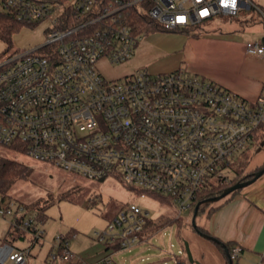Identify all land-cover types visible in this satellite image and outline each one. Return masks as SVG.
<instances>
[{
  "label": "built area",
  "instance_id": "obj_1",
  "mask_svg": "<svg viewBox=\"0 0 264 264\" xmlns=\"http://www.w3.org/2000/svg\"><path fill=\"white\" fill-rule=\"evenodd\" d=\"M243 2L0 0V11L18 21L48 25L42 47L0 62V143L91 181L120 179L141 198L170 199L178 217L193 211L208 188L230 183L224 170L255 143L264 125V94L250 102L181 70L153 75L138 69L110 81L98 64L124 63L133 56L145 33L134 29L131 10L178 31L218 15L238 16L250 7ZM245 51L264 60V37L246 42ZM27 214L24 205L0 199V217L14 219V239L0 247V264H28L33 250L45 245V231ZM149 216L139 204L129 203L95 236L105 247L132 249L147 242L149 236H141ZM28 233L27 247L13 244ZM72 237L53 236L39 264H113L111 256L118 251L110 249L88 263L71 250ZM241 252V246L232 247L233 263Z\"/></svg>",
  "mask_w": 264,
  "mask_h": 264
},
{
  "label": "rangeland",
  "instance_id": "obj_2",
  "mask_svg": "<svg viewBox=\"0 0 264 264\" xmlns=\"http://www.w3.org/2000/svg\"><path fill=\"white\" fill-rule=\"evenodd\" d=\"M245 2L250 7L244 6L238 16L218 15L188 33L162 31L145 34L128 61L119 64L100 61L99 71L110 81L124 79L138 69H146L153 75L181 70L187 75L200 76L190 68L205 69L212 66L213 60L218 57L217 42L241 43L243 39L258 37L261 30L264 32V0ZM47 32L48 25L44 22L25 24L13 35L11 44L0 39V62L12 55H21L42 47L47 40ZM37 52L41 53V50ZM261 144V140L255 141L248 150L251 153L250 163ZM240 156L234 159L235 165L240 164ZM0 157L24 163L33 170L28 180L18 182L8 191L6 199L27 205L38 202V205L45 207L44 210L30 209L26 216L27 219L34 220L36 226L46 233L45 245L33 250L28 264H39L45 259L49 249L47 242L56 234L69 232L74 233L71 246L75 253L84 257L88 263L95 262L106 248L98 241L95 232L105 229L129 203L139 204L149 212L150 219L156 220L164 216L166 220H181L183 226L180 227L177 223L166 226L162 231L160 229L150 235L147 242L116 252L111 256L113 264H175L177 261L190 264L187 255L180 254V251L185 250L187 231L192 230V210H186L178 217V207L175 204L164 202L163 197L141 198L120 179L91 181L80 175L65 172L53 164L35 161L23 151L11 149L1 143ZM249 165L242 172L243 176L251 173L247 172ZM224 175L230 181L234 179V168L225 169ZM41 213L44 215L43 220L39 218ZM201 215L196 220L198 225ZM13 222L14 219L0 217V247L11 243L8 233L12 230ZM31 238L32 235L28 233L13 244L24 248L30 244ZM238 262L239 260L235 264Z\"/></svg>",
  "mask_w": 264,
  "mask_h": 264
},
{
  "label": "crops",
  "instance_id": "obj_3",
  "mask_svg": "<svg viewBox=\"0 0 264 264\" xmlns=\"http://www.w3.org/2000/svg\"><path fill=\"white\" fill-rule=\"evenodd\" d=\"M262 37L263 30L258 37L243 39L241 43L219 41L218 57L212 66L189 68L198 77L214 81L250 102L257 101L264 94V60L248 55L245 44ZM258 136L262 144L257 147L247 172L264 166V125ZM211 208L213 211L209 213ZM201 214L198 222L201 228L222 242L242 247L238 264H258L264 259V176L237 194L212 204ZM186 239L200 264H228L225 255L209 239L193 230L187 231ZM71 250L75 253L72 246ZM106 255L105 248L98 260Z\"/></svg>",
  "mask_w": 264,
  "mask_h": 264
},
{
  "label": "trees",
  "instance_id": "obj_4",
  "mask_svg": "<svg viewBox=\"0 0 264 264\" xmlns=\"http://www.w3.org/2000/svg\"><path fill=\"white\" fill-rule=\"evenodd\" d=\"M129 17H130V22L134 26V29L139 33L152 34V33H157V32H162V31H168L165 28H163L162 26H160L159 24H156L152 20H150L146 17H143V15H140L138 10H131L129 12ZM25 24L26 23L18 21L16 19V17L14 15H12L11 13L0 11V39L4 40L8 44H11V39H12L13 35L21 29L22 25H25ZM189 31L190 30H178V32H183V33H188ZM260 139L261 138L257 134L255 136V141H259ZM10 148L14 149V150H19V151L21 150L22 151V149L19 147H10ZM250 155H251V153L249 151L244 152L240 156V164H237V165H235L234 163L232 164L231 167H233L235 170V177H234V179H232L230 181V183L224 184V185H212L202 195L199 196L198 201H202L205 199H209V198L219 196L223 193V191L225 189L233 186L237 182L246 181V180L251 179L254 176V173L261 170L264 166L257 168L256 170L252 171L251 173L243 176L242 172L244 170H246V168L248 167V165L250 163ZM239 167H240V169H238ZM32 173H33V170L28 165H26L24 163H20L18 161H15L13 159L0 157V196H2V199H6V197L8 196V191L11 190L15 184H17L20 181L28 180L30 178V176L32 175ZM126 187L131 189L132 191H135L137 194H141V192H139L137 190H134L128 186H126ZM240 191H237L234 194H237ZM148 197L161 198V196H158L155 194H148ZM162 200H165L164 202H167V203L168 202L172 203V201H170V199H167L164 197L162 198ZM47 202H49V201H47ZM17 203L24 205L28 210L36 209V208L43 209V210L45 209V207L38 205V202L28 204V205L20 203V202H17ZM212 204L213 203L203 205L200 208V212H199L198 216L201 213L207 211L208 207L211 206ZM194 211H195V207L193 209V212ZM212 211H213V209L211 208L209 213H211ZM39 218L41 220H43L44 215L42 213L39 214ZM164 219L166 220V217H164V216H162L156 220L149 219L147 224L145 225L143 236H141V237L153 235L158 230L165 228L166 226L172 225L174 223H177L180 227L183 226V222L181 220H175V219L169 220V219H167L166 221H164ZM191 228L194 232L198 233L197 230L199 229L202 233H204L208 236H212L207 230L201 228L199 225L196 228L191 225ZM71 234H73V232L67 233V236H69V238H70ZM13 235H14L13 231L10 230L8 233L9 238L14 239ZM210 241L213 242V244H215L217 246V248L227 258L226 252H225L224 248L222 247V244H225L227 246L229 252H231L233 245L231 243L222 242L218 238H216L215 241H212V240H210ZM110 249H114L115 251H119L120 245L116 244V245H112V246H106L107 251H109ZM227 262H228V258H227Z\"/></svg>",
  "mask_w": 264,
  "mask_h": 264
},
{
  "label": "water",
  "instance_id": "obj_5",
  "mask_svg": "<svg viewBox=\"0 0 264 264\" xmlns=\"http://www.w3.org/2000/svg\"><path fill=\"white\" fill-rule=\"evenodd\" d=\"M263 176H264V167L261 170L255 172L254 176L251 179L246 180V181L237 182L233 186L225 189L221 195L200 201L195 207L194 215L192 218V226L195 228L198 226L196 220H197L198 214L200 212V208L203 205L209 204V203H213V204L218 203V202L222 201L223 199H225L227 196H230V195L234 194L235 192L243 190L246 187L252 185L253 183H255L258 179H260ZM197 231H198V234H200L201 236H203L207 239H210L212 241L216 240L215 237L208 236V235L202 233L199 229ZM184 247H185V251H186V255H187L189 263L190 264H200L199 261L195 260L193 254H192L191 248H190V244L188 241L184 242ZM222 247L224 248V250L226 252V255L228 258V264H234L233 260L231 259L230 252H229L227 246L225 244H222Z\"/></svg>",
  "mask_w": 264,
  "mask_h": 264
}]
</instances>
